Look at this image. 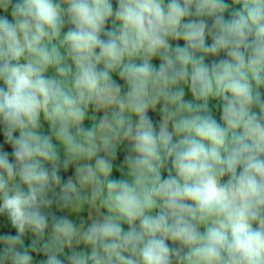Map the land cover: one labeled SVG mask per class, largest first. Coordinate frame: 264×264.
Masks as SVG:
<instances>
[{"label": "clouds", "instance_id": "1", "mask_svg": "<svg viewBox=\"0 0 264 264\" xmlns=\"http://www.w3.org/2000/svg\"><path fill=\"white\" fill-rule=\"evenodd\" d=\"M0 13V264H264V0Z\"/></svg>", "mask_w": 264, "mask_h": 264}, {"label": "trees", "instance_id": "2", "mask_svg": "<svg viewBox=\"0 0 264 264\" xmlns=\"http://www.w3.org/2000/svg\"><path fill=\"white\" fill-rule=\"evenodd\" d=\"M207 42H208V43H211L210 38L208 39ZM153 64L156 65V66H158V64H159L158 59H154V60H153ZM150 116L152 117L153 122H154L155 124L158 125V117L160 116L159 112H152V113L150 114ZM2 143H3V134H2V132H0V144H2ZM5 149L8 150V151H10V148H8L7 146H5ZM61 174H62V176L64 177V179L66 180L68 176H70V175L73 174V170L70 169L67 173H63V172H62ZM165 175H166V173H165ZM13 234H14V233H13Z\"/></svg>", "mask_w": 264, "mask_h": 264}, {"label": "rangeland", "instance_id": "3", "mask_svg": "<svg viewBox=\"0 0 264 264\" xmlns=\"http://www.w3.org/2000/svg\"><path fill=\"white\" fill-rule=\"evenodd\" d=\"M0 14H3V13H0ZM9 18H10V16H9ZM172 43H173V45L179 43L181 46H183V43H184V42L181 40V41H173ZM186 99H191V94H190V92L187 90V88H186ZM212 108H213V113H214V115H215L216 118L219 120V112H218V110L215 109V107H214V102H213ZM156 112H159V106H158V109H157ZM151 113H152V112L150 111L149 115H150ZM159 114H160V112H159ZM159 120H160V116L158 117V123H159ZM86 123H87V122H86ZM44 127H45V131H47V125H45ZM120 158L122 159V156H121ZM114 177H115V178H118V173H114ZM85 215H86V214H85ZM39 258H40V257H37V259H39Z\"/></svg>", "mask_w": 264, "mask_h": 264}]
</instances>
